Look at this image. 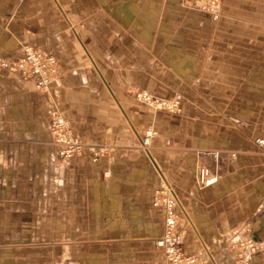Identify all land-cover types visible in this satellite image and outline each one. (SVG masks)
I'll use <instances>...</instances> for the list:
<instances>
[{"label":"crops","instance_id":"crops-1","mask_svg":"<svg viewBox=\"0 0 264 264\" xmlns=\"http://www.w3.org/2000/svg\"><path fill=\"white\" fill-rule=\"evenodd\" d=\"M222 1L210 16L190 0H0V61L32 47L56 58L59 81L39 92L0 69V264H167L160 181L179 202L186 254L264 264L238 263L228 246L243 229L264 241L253 144L264 136V0ZM138 91L180 94L181 113L137 103ZM56 115L103 150L96 162L59 158Z\"/></svg>","mask_w":264,"mask_h":264},{"label":"built area","instance_id":"built-area-1","mask_svg":"<svg viewBox=\"0 0 264 264\" xmlns=\"http://www.w3.org/2000/svg\"><path fill=\"white\" fill-rule=\"evenodd\" d=\"M190 1L193 8L210 16H217L222 10V0ZM20 53L13 60H1L0 69L19 74L23 81H32L39 92H47L52 86L59 84L58 62L54 56L28 46L22 47ZM133 98L138 103L156 111L181 112L182 97L180 94H175L171 98H161L147 91H138ZM49 130L52 142L57 147V154L62 160L68 161L87 154L92 162H96L103 153V150L82 142L71 124L59 115L53 116ZM156 135V131L146 130L140 138L141 146L148 147ZM253 144L264 152V136L255 138ZM213 156L216 158L217 154ZM199 180L202 185H210L216 181V178L211 176L208 170L202 169L199 171ZM152 207L162 217L161 233L155 239V244L162 251L167 264H208L210 262L205 251L194 255H188L183 251L182 238L178 232L181 217L179 202L171 188L163 181L153 193ZM244 232L245 229L234 238L235 244L241 251L238 263H245L251 257L264 259V241L251 235L243 239ZM239 237L241 239H238Z\"/></svg>","mask_w":264,"mask_h":264},{"label":"rangeland","instance_id":"rangeland-1","mask_svg":"<svg viewBox=\"0 0 264 264\" xmlns=\"http://www.w3.org/2000/svg\"><path fill=\"white\" fill-rule=\"evenodd\" d=\"M191 2V1H190ZM191 4V3H190ZM171 98V97H170ZM182 99V98H181ZM137 102V101H136ZM138 103V102H137ZM139 104H141V103H139ZM141 105H143V104H141ZM144 106H146V105H144ZM149 108V107H148ZM151 109V108H150ZM153 110V109H152ZM153 111H156V110H153ZM158 112H164V113H167V114H180V113H168V112H165V111H158ZM72 125V124H71ZM152 130V129H151ZM157 136V135H156ZM260 137H262V136H260ZM141 144V143H140ZM141 149L143 150V151H147V149H148V147H146V148H144V147H142L141 146ZM260 150V149H259ZM262 151V150H261ZM263 152V151H262ZM76 158H79V157H76ZM74 159V158H73ZM62 160V159H61ZM71 160V159H70ZM161 182V181H160ZM243 232V230H241L239 233L241 234ZM234 238L235 237H233V238H231V240H228L229 242H228V246H230L231 248H233V250L235 251V253H236V261L238 262L239 260H240V258H239V255H240V253H241V251H240V249H239V246L238 245H236L235 244V241H234ZM246 237H244L243 239H245ZM233 239V240H232ZM234 241V242H233ZM84 251V250H83ZM85 252V251H84ZM200 252V251H199ZM197 252H195V253H193V254H188V255H194V254H196ZM264 260V259H263ZM164 261H165V263H167L166 262V260H165V258H164ZM211 261V260H210ZM70 261H66V263L68 264ZM82 262H85V260L83 259L82 260Z\"/></svg>","mask_w":264,"mask_h":264},{"label":"bare ground","instance_id":"bare-ground-1","mask_svg":"<svg viewBox=\"0 0 264 264\" xmlns=\"http://www.w3.org/2000/svg\"><path fill=\"white\" fill-rule=\"evenodd\" d=\"M238 239H241V238H238Z\"/></svg>","mask_w":264,"mask_h":264}]
</instances>
